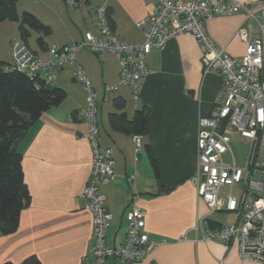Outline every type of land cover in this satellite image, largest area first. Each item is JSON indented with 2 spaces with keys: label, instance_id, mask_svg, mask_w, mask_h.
I'll use <instances>...</instances> for the list:
<instances>
[{
  "label": "crops",
  "instance_id": "1",
  "mask_svg": "<svg viewBox=\"0 0 264 264\" xmlns=\"http://www.w3.org/2000/svg\"><path fill=\"white\" fill-rule=\"evenodd\" d=\"M239 1L249 8L264 4V0ZM31 2L29 11L52 30L45 44L39 43L42 34L37 31L28 37L27 44L42 58H47L50 45L65 46L72 39H82L87 31L98 34L95 8L99 5H107L111 28L122 41L139 43L143 36L137 23L157 7L156 0H81L72 7L66 0ZM260 20L264 23L263 16ZM56 23L62 26L61 33L54 32ZM247 23L256 32L254 21L242 12L206 22L214 41L236 59H242L246 51L237 30ZM19 35L16 23H0V61L7 66L12 61V41L22 40ZM30 39H35V44L31 45ZM146 60L152 72L142 80L138 97L132 87L121 86L105 100L104 85L116 84L119 79L117 56L87 49L77 54V62L98 92L100 142L113 149L115 159V175L102 187L112 214L108 245L124 244L126 214L137 205L145 213L150 239L160 245L136 264H264L243 260L237 238L203 240L208 229L239 221L234 212L210 214L192 180L197 167L199 118L209 116L220 101L219 72H204L199 43L188 33L172 38L162 50H153ZM55 84L66 90L65 100L44 112L18 144L30 202L14 232L0 230V262L22 264L36 256L43 264H85L91 258L93 217L82 193L92 170V149L87 124L74 115L87 107V91L75 80L71 65L58 71ZM120 100H124L128 118L137 109L148 110L147 132L138 134L139 148L134 140L137 134L115 129L110 123L109 116L117 111ZM201 217L202 225L196 228ZM106 264L125 262L109 257Z\"/></svg>",
  "mask_w": 264,
  "mask_h": 264
},
{
  "label": "built area",
  "instance_id": "2",
  "mask_svg": "<svg viewBox=\"0 0 264 264\" xmlns=\"http://www.w3.org/2000/svg\"><path fill=\"white\" fill-rule=\"evenodd\" d=\"M77 6L81 0H66ZM156 11L138 21L143 39L139 43L122 41L112 30L107 5L95 8L98 34L87 31L82 39H72L65 46L50 45L47 58H42L20 39L11 43L10 68L30 76L40 75L49 85L55 84L60 69L71 65L75 80L87 91V107L74 115L88 126L87 138L92 149V170L82 197L93 217V247L91 258L85 264H106L109 257L122 259L125 264H136L148 257L159 245L146 231L145 213L133 205L127 212L126 240L121 247L107 243L112 214L102 187L115 175L113 149L100 142L98 111L100 101L77 54L87 49L94 54L113 53L118 58L119 79L116 84H105L103 95H110L121 86L133 88L138 97L142 80L152 70L146 57L153 50H162L172 38L188 33L194 36L201 49L205 73L219 72L222 94L209 116L199 118L197 135V167L192 180L199 197L205 201L209 213L234 212L239 221L208 229L203 240H239L241 258L264 263V4L249 8L239 0H156ZM242 12L251 23L237 30L246 45L245 55L236 59L225 47L218 45L209 34L206 22L216 16ZM238 133L249 143L246 164L240 167L231 149V135ZM140 147V136H134ZM229 155L231 161L225 160ZM260 172V178L255 174ZM243 184L237 197L231 189L224 197L221 188ZM204 217L199 218L197 227Z\"/></svg>",
  "mask_w": 264,
  "mask_h": 264
},
{
  "label": "trees",
  "instance_id": "3",
  "mask_svg": "<svg viewBox=\"0 0 264 264\" xmlns=\"http://www.w3.org/2000/svg\"><path fill=\"white\" fill-rule=\"evenodd\" d=\"M17 1L0 0V23L20 18L16 10ZM20 19L22 41L27 44L34 30L42 34L38 38L39 43L45 44L44 39L50 35L51 27L29 11H24ZM66 96L64 88L47 84L42 76H30L0 61V230L4 234L17 229L21 212L30 202L22 166L23 154L18 149L19 141L44 112L62 103ZM116 107L117 111L109 116L113 128L129 134L142 135L147 132L146 107L137 109L132 118H128L124 111V100L118 101ZM153 166L158 173V162L154 158ZM0 264L16 263L5 261ZM22 264L43 263L36 256H31Z\"/></svg>",
  "mask_w": 264,
  "mask_h": 264
},
{
  "label": "rangeland",
  "instance_id": "4",
  "mask_svg": "<svg viewBox=\"0 0 264 264\" xmlns=\"http://www.w3.org/2000/svg\"><path fill=\"white\" fill-rule=\"evenodd\" d=\"M31 1L39 2L40 0H18L17 1L16 10H17V13H18L20 18H21L22 13L24 11H29V8H32V2ZM95 1L96 0H92V3H94ZM69 5H71V4H69ZM71 7H72V5H71ZM20 18L18 20H8V21H10V23H16L18 25V31H19V26H20V21H21ZM52 27H53L54 32L58 31L59 33H61L63 31L62 26L58 23H56V27H54V25H52ZM19 37H20V35H19ZM30 42H31V45L35 44V39L34 40L30 39ZM231 138H232V140H231L230 145H231V149L233 151L234 157L236 159V162L240 167H243L247 161V156H248V152H249V143L247 142V140L245 138H242L238 133L232 134ZM224 158L228 162L231 161V157L229 155H225ZM260 175H261L260 172H257L255 174V178L259 179ZM230 189H231L232 194L234 196L239 197L243 191V184L242 183H235L232 187L227 186V185L223 186L221 188V196L222 197L225 196L226 193ZM216 213H217L216 215H222V214L229 215V214H231V212H216Z\"/></svg>",
  "mask_w": 264,
  "mask_h": 264
}]
</instances>
